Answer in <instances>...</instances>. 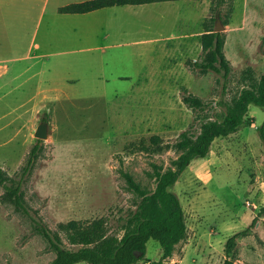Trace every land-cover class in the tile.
Listing matches in <instances>:
<instances>
[{
	"label": "rangeland",
	"instance_id": "obj_1",
	"mask_svg": "<svg viewBox=\"0 0 264 264\" xmlns=\"http://www.w3.org/2000/svg\"><path fill=\"white\" fill-rule=\"evenodd\" d=\"M74 1L36 3L26 22L13 21L11 15L8 24L3 11L18 6L0 2V47L8 42L25 47L32 41L34 50L42 48L52 61L66 63L58 65V78H78L67 93L72 97L58 92L39 112L28 111L17 135L18 122L0 131V166L21 181L30 213L51 230L70 219L102 218L110 233L120 235L121 224L140 199L124 173L152 191L155 169L172 166L179 154L175 143L181 132L197 129L207 119H222L219 100L232 102L264 71V0H225L219 6L217 0H179V14L165 4L161 11L150 10L143 21L135 13L117 11L123 43L94 42L100 46L95 50L83 49L88 43L81 35L89 23L83 20L86 14L58 12L59 6ZM110 15L108 10L94 14L103 30ZM217 16L224 25L223 51L231 65L226 80L194 64L203 55L200 36L214 30ZM139 26L148 37L160 28L170 41L166 47L155 42L151 50L127 44ZM146 82L151 90L135 91ZM184 91L200 97L205 107L186 104ZM247 117L248 123L237 131L215 138L209 152L193 158L171 186L183 207L187 232L162 264H224L227 259L231 264H264V142L258 130L264 108L249 104ZM41 121L48 123V136L40 139L34 165L22 176ZM235 233V246L227 253V239ZM61 238L66 247H75L62 233ZM161 255L160 244L150 238L145 258L133 264H151ZM54 256L29 216L5 197L0 185V264H46Z\"/></svg>",
	"mask_w": 264,
	"mask_h": 264
},
{
	"label": "trees",
	"instance_id": "obj_2",
	"mask_svg": "<svg viewBox=\"0 0 264 264\" xmlns=\"http://www.w3.org/2000/svg\"><path fill=\"white\" fill-rule=\"evenodd\" d=\"M164 0H84L71 2L58 7L60 13H84L94 9L124 5L140 4ZM225 0H217L216 5ZM215 19V18H214ZM203 55L194 64L202 70H214L225 80L228 78L231 65L224 51V34L222 31H206L200 36ZM264 49V35L262 37ZM183 101L193 108L203 109L204 101L187 91L183 92ZM264 108V71L258 80L241 88L238 96L232 101L221 98L218 104L224 109L222 119H207L201 121L197 129L189 127L181 132L175 143L179 151L172 160V166L165 169H155L156 185L152 191L142 188L134 178L124 173L131 189L140 197L132 214L125 218L120 226L122 233H110L102 218L90 221L70 219L58 223V230H51L43 221L30 213L21 190V181L9 177L0 166V185L4 187V195L15 207L29 216L35 229L48 241L55 251V256L46 264H75L85 261L88 264H133L144 259L147 253V241L153 238L158 241L162 255L151 264H162L164 258L170 256L175 245L186 236L187 226L185 214L180 199L171 186L181 172L195 157H204L210 150L211 143L217 137L227 136L248 123L247 111L249 104ZM259 135L264 142V120L259 127ZM152 143H158V137H151ZM40 139L35 142L21 166L24 176L33 167ZM264 212V205L261 208ZM61 233L75 247H66ZM235 233L227 239L226 251L230 253L234 246ZM149 261V260H148ZM224 264H231L225 260Z\"/></svg>",
	"mask_w": 264,
	"mask_h": 264
},
{
	"label": "crops",
	"instance_id": "obj_3",
	"mask_svg": "<svg viewBox=\"0 0 264 264\" xmlns=\"http://www.w3.org/2000/svg\"><path fill=\"white\" fill-rule=\"evenodd\" d=\"M78 1L84 0H75L74 2ZM178 1L179 0H164L140 4L114 5L78 13L86 14L83 20L89 22L87 24V29L83 28V32H81L84 39L88 41L87 44H84L86 48L83 49L95 50L99 48L100 46L94 44V42H107L108 46H117L123 43L121 30L124 28L120 26L122 18L117 17V11L135 13L138 18L143 21L144 15H148L150 10L159 8L161 11L165 4H168L170 7L172 6L179 14ZM0 2L2 5L6 2L7 4L12 3L13 6H18L15 11H10L9 6L7 10H5L6 12L3 11V14L6 15V19H8H5V23L8 24L11 15H13V21L17 20L18 23L19 21L26 22L31 15V9L35 7L36 3L43 2L44 5L48 0H0ZM44 7L41 6V11L45 10ZM102 10H108L111 14L104 21V30L101 28L99 17L96 18L94 16L96 12H102ZM178 14L177 17H175L176 20ZM162 18L163 16L159 15L157 19L160 21ZM10 26H13V24ZM7 30H9L8 27L5 29L6 33ZM160 31V28L155 32L153 29V32L150 34L151 36L148 37L145 36L146 32L144 33L143 27L139 26V31L136 32L135 36H131L130 39L127 40V44L138 45L140 49L144 50H151L155 42H162V47H166L167 43L170 41V37L164 36ZM74 33L75 31L72 32L71 35L73 36ZM34 45L32 41L25 47H22L19 43L8 42L0 47V104L3 108L0 112V120H5V124L0 126V131L8 129L15 122H18V125L14 126V135H17V132L21 128V123H23V121L21 122L20 120H24V116L28 111H33L35 113L39 112L45 103H50L53 98L57 97L58 92H62L71 97L73 96L67 93L70 91L69 89L74 86L78 78L67 74L58 78V65L65 66L66 63H64V61H52L49 57L51 56L50 53L47 54L42 52V48L34 50ZM102 45H104V43ZM89 57L86 58L90 59ZM92 59L95 60V56ZM151 88L152 86H149L148 82H146L138 86L135 91H149ZM29 102L31 103L27 106Z\"/></svg>",
	"mask_w": 264,
	"mask_h": 264
},
{
	"label": "water",
	"instance_id": "obj_4",
	"mask_svg": "<svg viewBox=\"0 0 264 264\" xmlns=\"http://www.w3.org/2000/svg\"><path fill=\"white\" fill-rule=\"evenodd\" d=\"M224 29V25L221 22V19L217 16L215 20V31H222ZM34 135L39 139H45L48 136V124L46 121H41L38 123Z\"/></svg>",
	"mask_w": 264,
	"mask_h": 264
}]
</instances>
